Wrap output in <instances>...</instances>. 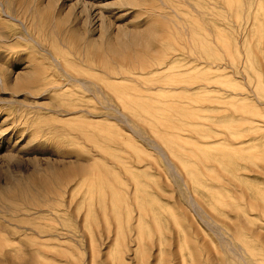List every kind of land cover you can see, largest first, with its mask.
I'll list each match as a JSON object with an SVG mask.
<instances>
[{
    "label": "rangeland",
    "instance_id": "1",
    "mask_svg": "<svg viewBox=\"0 0 264 264\" xmlns=\"http://www.w3.org/2000/svg\"><path fill=\"white\" fill-rule=\"evenodd\" d=\"M0 264H264V0H0Z\"/></svg>",
    "mask_w": 264,
    "mask_h": 264
},
{
    "label": "bare ground",
    "instance_id": "2",
    "mask_svg": "<svg viewBox=\"0 0 264 264\" xmlns=\"http://www.w3.org/2000/svg\"><path fill=\"white\" fill-rule=\"evenodd\" d=\"M158 70H159V69H158ZM112 85H113V87H115V88L118 87V86L116 85V83H113ZM121 95H122V93H121ZM123 98H124L125 102H127V103H131V101H132V100L126 98V97H123ZM47 211H49V208H48V207H40L39 209H37V213H44V212H47Z\"/></svg>",
    "mask_w": 264,
    "mask_h": 264
}]
</instances>
